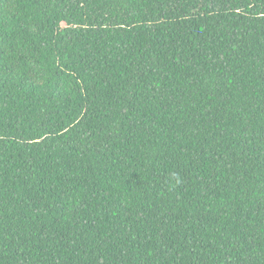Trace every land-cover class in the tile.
<instances>
[{
    "label": "trees",
    "instance_id": "1",
    "mask_svg": "<svg viewBox=\"0 0 264 264\" xmlns=\"http://www.w3.org/2000/svg\"><path fill=\"white\" fill-rule=\"evenodd\" d=\"M0 264H264V0H0Z\"/></svg>",
    "mask_w": 264,
    "mask_h": 264
}]
</instances>
